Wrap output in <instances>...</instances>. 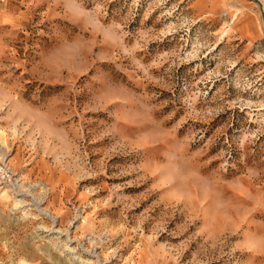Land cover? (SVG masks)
<instances>
[{
    "label": "rangeland",
    "instance_id": "rangeland-1",
    "mask_svg": "<svg viewBox=\"0 0 264 264\" xmlns=\"http://www.w3.org/2000/svg\"><path fill=\"white\" fill-rule=\"evenodd\" d=\"M255 1L0 0V264H264Z\"/></svg>",
    "mask_w": 264,
    "mask_h": 264
},
{
    "label": "built area",
    "instance_id": "built-area-1",
    "mask_svg": "<svg viewBox=\"0 0 264 264\" xmlns=\"http://www.w3.org/2000/svg\"><path fill=\"white\" fill-rule=\"evenodd\" d=\"M14 172L8 164L7 158H4L0 155V189H8L13 188L15 183L13 184Z\"/></svg>",
    "mask_w": 264,
    "mask_h": 264
},
{
    "label": "water",
    "instance_id": "water-1",
    "mask_svg": "<svg viewBox=\"0 0 264 264\" xmlns=\"http://www.w3.org/2000/svg\"><path fill=\"white\" fill-rule=\"evenodd\" d=\"M255 1V0H254ZM258 5H259V10H260V13H261V15H262V20H263V23H264V13H263V10H262V8L260 7V4L257 2V1H255Z\"/></svg>",
    "mask_w": 264,
    "mask_h": 264
},
{
    "label": "bare ground",
    "instance_id": "bare-ground-1",
    "mask_svg": "<svg viewBox=\"0 0 264 264\" xmlns=\"http://www.w3.org/2000/svg\"><path fill=\"white\" fill-rule=\"evenodd\" d=\"M21 203H22L21 201L16 202L15 203L16 207H20L21 206ZM18 205H20V206H18Z\"/></svg>",
    "mask_w": 264,
    "mask_h": 264
}]
</instances>
